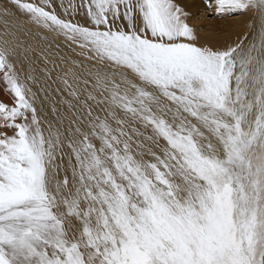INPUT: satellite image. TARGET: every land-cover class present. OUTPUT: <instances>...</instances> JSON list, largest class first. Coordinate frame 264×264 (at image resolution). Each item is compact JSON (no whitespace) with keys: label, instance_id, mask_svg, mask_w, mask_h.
<instances>
[{"label":"snow or ice","instance_id":"snow-or-ice-1","mask_svg":"<svg viewBox=\"0 0 264 264\" xmlns=\"http://www.w3.org/2000/svg\"><path fill=\"white\" fill-rule=\"evenodd\" d=\"M205 6L247 30L201 43L180 0H0V264H264V0ZM35 37L78 57L39 52L65 111L29 86Z\"/></svg>","mask_w":264,"mask_h":264},{"label":"bare ground","instance_id":"bare-ground-1","mask_svg":"<svg viewBox=\"0 0 264 264\" xmlns=\"http://www.w3.org/2000/svg\"><path fill=\"white\" fill-rule=\"evenodd\" d=\"M180 2L193 17L190 20V23H192L198 29L201 37V43L216 44L223 43L225 40L235 39L237 33H242L247 30V24L249 23L252 15L250 13L248 17L238 16L235 17V19L231 18L233 20L232 22H227L229 18H227L226 16L230 17L232 15L222 13L218 9H216L214 14L223 17L225 16L227 20L225 21V23H220V25L222 24L220 30H217L216 28H214V26L212 29H209L207 28V25L212 26L214 24H207L210 22H207L208 19H206L205 15L208 12V7L205 6V0H180ZM217 19H215V21ZM0 30H2V23H0ZM32 31L35 33L37 29L32 28ZM31 43L37 46L38 52L32 54L33 63L31 65V69H29V65L27 64V62H25L23 65L25 70H30L31 75L35 77V82L30 81L29 86L32 88L33 92L37 93L39 100L43 104V109L45 112L50 113L53 105H55V107L60 109L61 111H65L66 108L63 104V100L69 98L67 91L64 89L63 84L56 80L55 75L49 78L45 74V69H50L52 65H46L43 56L40 55L39 52L43 51L44 55H46L49 60L56 63V73H59L61 69L65 68V65L59 59V57L67 56L71 57L72 59H78V57L76 53L71 52L62 42H58L60 43L59 49H56L55 45H53L51 49H45V44L39 39V37L31 39ZM57 89H59V91H57ZM45 97H47V99H45ZM0 100L11 101V96L9 95L6 81L2 76H0Z\"/></svg>","mask_w":264,"mask_h":264},{"label":"rangeland","instance_id":"rangeland-1","mask_svg":"<svg viewBox=\"0 0 264 264\" xmlns=\"http://www.w3.org/2000/svg\"><path fill=\"white\" fill-rule=\"evenodd\" d=\"M195 1H198V0H195ZM212 8H208V12L205 14L206 15V19H208L207 20V22H210V23H207V24H214V25H210V26H208L207 25V28H209V29H212L213 28V26H214V28H216L217 30H220V27H221V25H220V23H225V21L227 20V18H229V20H227V22L229 21V22H232L233 20L231 19V18H233V19H235V17H233V16H230V17H228V16H220V15H216V14H214V12L216 11V9H212ZM209 11H211V12H209ZM213 11V12H212ZM209 13H213V14H209ZM207 14H209V15H207ZM201 15V14H200ZM214 16V17H213ZM217 17H218V19H217ZM220 17V18H219ZM236 17H238V16H236ZM215 19H217L216 21H215ZM221 19V20H220ZM231 19V20H230ZM217 23V24H216ZM216 25V26H215Z\"/></svg>","mask_w":264,"mask_h":264}]
</instances>
